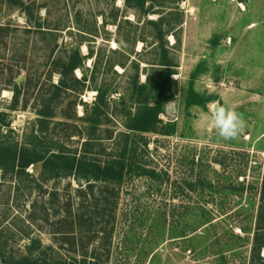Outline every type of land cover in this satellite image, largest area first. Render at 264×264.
I'll list each match as a JSON object with an SVG mask.
<instances>
[{"label":"rangeland","instance_id":"obj_1","mask_svg":"<svg viewBox=\"0 0 264 264\" xmlns=\"http://www.w3.org/2000/svg\"><path fill=\"white\" fill-rule=\"evenodd\" d=\"M168 1L141 8L125 0H0V123L12 129L0 124V135L22 142L40 97L60 83L54 61L77 53L81 66L54 101L50 127L51 139L69 149L81 150L97 107L94 137L107 153L118 151L132 118L165 97L155 132L130 134L135 167L157 176L124 179L99 251L105 264H264V0ZM191 81L202 102L187 106ZM15 83L22 89L13 110ZM216 106L242 120L235 138L214 127ZM27 171L0 173L1 243L19 255L30 235L65 257L57 218L39 208L31 225V202L49 207L56 189L52 205L76 209L78 183L50 181L43 194L32 178L38 172Z\"/></svg>","mask_w":264,"mask_h":264},{"label":"trees","instance_id":"obj_2","mask_svg":"<svg viewBox=\"0 0 264 264\" xmlns=\"http://www.w3.org/2000/svg\"><path fill=\"white\" fill-rule=\"evenodd\" d=\"M125 1L129 5L133 4L141 8L146 3V0ZM175 2L178 0H170L166 3L173 4ZM80 66L81 59L77 53L64 61H54V68L58 69L61 80L58 85L53 86L54 92L50 96L43 95L40 97L36 110L35 126L24 135L22 142L19 143L13 142L8 136L0 135V173L3 175L11 173L12 176L21 178L22 175L28 176L27 170L32 167L39 176L37 179L32 178L43 194L47 193L43 189L44 184L50 181L72 177L78 183V187L74 189L75 196L79 199L76 209L67 202L65 211L61 210L60 207L55 208L52 204L59 202V195L56 189H52L47 193L50 206H39L38 201H32V211L29 215L30 224L33 225L35 224L33 215L38 212L39 208H42V212L46 213L47 216L51 210L52 216L57 218L54 233L60 235L59 243L62 248L65 244H69L66 249L68 255L59 256L54 251L53 245L44 246L39 238L29 237L30 235H27L28 243L24 245V249L19 255L12 252L6 253V243L2 244L0 238V264H105L106 262L101 256L103 254L99 251L104 247L105 239L111 237L116 198L124 179L136 171H140L139 174L149 177L157 176L155 170L143 169L141 166L135 167L130 156L132 150L129 148V138L131 133L155 132L156 125L160 124L158 123L160 122L158 116L162 113L165 97H158L153 106H146L132 118L126 126V131L120 134L124 142L118 151L114 150L107 153L108 149L98 141L99 138L94 137L100 124L98 115L101 112L97 111V107H95L96 117L91 118L92 126L88 131V138L81 144L80 151L71 150L63 143L60 144L51 139L50 127L55 117L53 103L56 98L71 88L68 76H72L73 71ZM72 80L77 84H85L86 82L85 78L74 79L73 77ZM21 89L20 84H14L11 105L13 110L18 108ZM100 95L99 92L97 105L103 102ZM201 102L202 98L194 92L191 81L187 106L201 104ZM0 124L11 132L12 129L7 123ZM108 138L111 139L112 137L109 136ZM100 156L105 157L102 160ZM110 198L114 199L112 204L108 203ZM85 207L90 208V211L84 213ZM206 220L207 223L210 222L209 217H206ZM84 230H88L89 237L85 242L81 237H78L80 240L78 245L82 251L77 254L75 251L78 246L76 243L77 235L83 233ZM89 245H92L90 251H88Z\"/></svg>","mask_w":264,"mask_h":264},{"label":"clouds","instance_id":"obj_3","mask_svg":"<svg viewBox=\"0 0 264 264\" xmlns=\"http://www.w3.org/2000/svg\"><path fill=\"white\" fill-rule=\"evenodd\" d=\"M210 119L219 135L225 139L235 138L243 130L242 120L233 111L217 110Z\"/></svg>","mask_w":264,"mask_h":264},{"label":"water","instance_id":"obj_4","mask_svg":"<svg viewBox=\"0 0 264 264\" xmlns=\"http://www.w3.org/2000/svg\"><path fill=\"white\" fill-rule=\"evenodd\" d=\"M217 110H220V107H219V106H216V107H215V112H216Z\"/></svg>","mask_w":264,"mask_h":264}]
</instances>
